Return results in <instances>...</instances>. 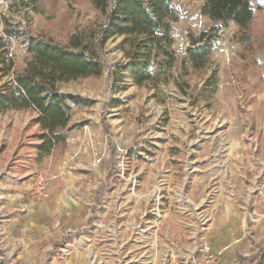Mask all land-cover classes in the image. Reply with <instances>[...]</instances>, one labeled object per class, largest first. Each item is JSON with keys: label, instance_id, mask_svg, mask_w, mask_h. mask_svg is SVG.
<instances>
[{"label": "rangeland", "instance_id": "374dc122", "mask_svg": "<svg viewBox=\"0 0 264 264\" xmlns=\"http://www.w3.org/2000/svg\"><path fill=\"white\" fill-rule=\"evenodd\" d=\"M255 1L260 9L249 27L222 24L206 64L185 76L174 69L168 81L135 85L120 68V40L108 41L101 76L61 85L94 103L74 107L72 122L83 125L58 158H33L32 111L0 113V264H171L173 256L201 255L202 246L215 254L206 233L230 202L245 227L232 237L236 247L218 254H226L223 264H261L264 0ZM203 2H172L179 58L190 32L216 24L202 13ZM6 21L66 44L73 31L97 41L105 18L90 0H0V36ZM10 50L22 71L31 58L23 41L12 40ZM11 77L0 76V87ZM64 190L95 197V215L77 223L84 228L68 232L67 216L44 203Z\"/></svg>", "mask_w": 264, "mask_h": 264}, {"label": "trees", "instance_id": "16d2710c", "mask_svg": "<svg viewBox=\"0 0 264 264\" xmlns=\"http://www.w3.org/2000/svg\"><path fill=\"white\" fill-rule=\"evenodd\" d=\"M90 1L105 18L97 41L73 31L67 43L61 44L12 27L7 21L4 36H0V76H12L0 87V113L10 109L34 113L32 125L38 129L29 137L36 162L60 157L70 133L82 127L83 122H72V111L75 106H90L94 100L63 92L61 85L71 79L101 76L104 63L100 51L108 41L120 40L119 48L126 58L120 68L129 72L135 85L168 81L174 69L187 75L190 68L200 69L206 64L222 24L234 21L245 29L260 9L255 0H204L201 11L216 24L198 35L190 32V45L179 58L172 46V22L178 15L173 0ZM14 39L23 41L31 55L22 71L15 70L10 50ZM261 257L264 264V249Z\"/></svg>", "mask_w": 264, "mask_h": 264}, {"label": "crops", "instance_id": "0c3cea01", "mask_svg": "<svg viewBox=\"0 0 264 264\" xmlns=\"http://www.w3.org/2000/svg\"><path fill=\"white\" fill-rule=\"evenodd\" d=\"M73 131L71 132V134ZM71 134L69 139L71 140ZM68 139V140H69ZM65 157V156H64ZM61 162L65 163L66 160H61ZM59 171H61V164L58 166ZM65 173H70L71 166H69L67 163H65L64 167ZM62 172V173H63ZM66 184H70L69 182H66ZM67 188H70L68 185ZM65 191V190H64ZM62 193H53L47 198V200L44 201V203H52V209L51 213L54 214H60L67 216V222L65 225H68V232L75 230L73 227L76 226L78 229V226L80 228H84L85 226L82 224L77 225L80 221H84L86 218L89 217V215L92 213V215H95V210L90 207V205L95 204V197L92 195H85L83 198L74 197L69 193L68 191ZM230 206L227 208V212H223L222 214H218V217H216L212 223L209 225L206 235V240L208 243L211 244V247L213 250L221 251L225 249H229L234 246L235 240L232 239V237L235 234H239V232H242V229L244 230L245 221L243 219L240 220L239 213L240 210L235 207L233 209L234 205L230 202ZM221 210H223L221 208ZM264 216V214L262 215ZM260 219V218H259ZM261 220V219H260ZM259 220V221H260ZM264 221V220H263ZM256 226L260 227L261 222H256ZM95 228V227H93ZM125 229L126 226H125ZM235 233V234H234ZM210 240V241H208ZM224 247V248H223ZM228 247V248H227ZM218 251V253H219ZM215 253V254H218ZM225 257L226 254L221 255V257ZM222 257V260L224 258Z\"/></svg>", "mask_w": 264, "mask_h": 264}, {"label": "built area", "instance_id": "2783aa9c", "mask_svg": "<svg viewBox=\"0 0 264 264\" xmlns=\"http://www.w3.org/2000/svg\"><path fill=\"white\" fill-rule=\"evenodd\" d=\"M44 185L40 184L38 187V192L42 193ZM206 247H201V255L198 254H188L187 256L182 255L180 257H172L171 264H223L222 258L219 254H208Z\"/></svg>", "mask_w": 264, "mask_h": 264}]
</instances>
